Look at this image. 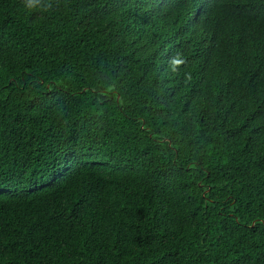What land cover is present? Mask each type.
Listing matches in <instances>:
<instances>
[{
  "label": "trees",
  "instance_id": "trees-1",
  "mask_svg": "<svg viewBox=\"0 0 264 264\" xmlns=\"http://www.w3.org/2000/svg\"><path fill=\"white\" fill-rule=\"evenodd\" d=\"M0 264H264V0H0Z\"/></svg>",
  "mask_w": 264,
  "mask_h": 264
},
{
  "label": "clouds",
  "instance_id": "clouds-1",
  "mask_svg": "<svg viewBox=\"0 0 264 264\" xmlns=\"http://www.w3.org/2000/svg\"><path fill=\"white\" fill-rule=\"evenodd\" d=\"M33 3H34V0H26V6L29 8L32 7Z\"/></svg>",
  "mask_w": 264,
  "mask_h": 264
}]
</instances>
